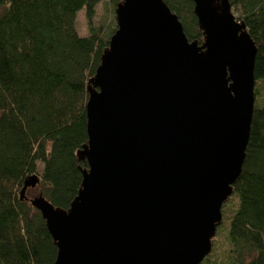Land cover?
<instances>
[{"label": "water", "instance_id": "1", "mask_svg": "<svg viewBox=\"0 0 264 264\" xmlns=\"http://www.w3.org/2000/svg\"><path fill=\"white\" fill-rule=\"evenodd\" d=\"M193 2L200 46L164 0L117 4L88 83L81 188L67 210L29 199L53 264H200L211 251L245 159L256 46L228 0Z\"/></svg>", "mask_w": 264, "mask_h": 264}, {"label": "trees", "instance_id": "2", "mask_svg": "<svg viewBox=\"0 0 264 264\" xmlns=\"http://www.w3.org/2000/svg\"><path fill=\"white\" fill-rule=\"evenodd\" d=\"M100 1L0 0V264L56 258L55 241L26 191L38 187L37 195L67 210L81 188L88 166L77 152L88 141V83L117 28L94 24ZM121 1L108 0L113 20ZM228 1L256 46L254 105L241 172L200 264H264V0ZM164 2L188 39L201 40L193 0ZM80 10L87 35L76 28Z\"/></svg>", "mask_w": 264, "mask_h": 264}, {"label": "rangeland", "instance_id": "3", "mask_svg": "<svg viewBox=\"0 0 264 264\" xmlns=\"http://www.w3.org/2000/svg\"><path fill=\"white\" fill-rule=\"evenodd\" d=\"M116 10V9H115ZM231 12L236 17V12L231 8ZM116 20H113V9L112 5L109 4L108 0H101L96 6V14L94 17V24L96 26H103L106 28L107 26H114L116 24ZM76 28L81 35L88 34V28L86 24V19L84 15V11L80 10L77 13L76 17ZM203 43V37L201 40L197 41V44L200 46ZM39 169L42 168V164L38 163ZM39 193L38 187L36 188H29L26 191V195L28 198L34 197Z\"/></svg>", "mask_w": 264, "mask_h": 264}]
</instances>
